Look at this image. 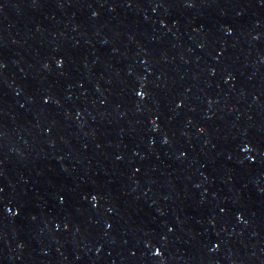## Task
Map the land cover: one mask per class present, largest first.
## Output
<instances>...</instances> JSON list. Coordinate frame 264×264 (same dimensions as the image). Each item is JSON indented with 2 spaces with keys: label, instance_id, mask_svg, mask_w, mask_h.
I'll return each instance as SVG.
<instances>
[{
  "label": "water",
  "instance_id": "1",
  "mask_svg": "<svg viewBox=\"0 0 264 264\" xmlns=\"http://www.w3.org/2000/svg\"><path fill=\"white\" fill-rule=\"evenodd\" d=\"M0 264H264V0H0Z\"/></svg>",
  "mask_w": 264,
  "mask_h": 264
}]
</instances>
